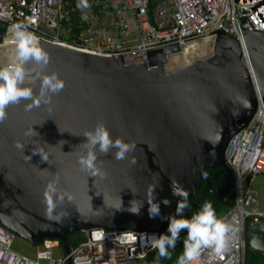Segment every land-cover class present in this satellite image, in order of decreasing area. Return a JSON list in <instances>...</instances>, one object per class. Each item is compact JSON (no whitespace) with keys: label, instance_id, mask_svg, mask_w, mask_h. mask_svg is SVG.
Wrapping results in <instances>:
<instances>
[{"label":"water","instance_id":"1","mask_svg":"<svg viewBox=\"0 0 264 264\" xmlns=\"http://www.w3.org/2000/svg\"><path fill=\"white\" fill-rule=\"evenodd\" d=\"M240 28L242 41L219 28L211 56L171 72L166 65L180 52L177 43L147 51L146 63L124 64L120 56H97L37 36L50 55L44 73H57L64 88L31 111L24 107L30 101L11 105L0 123V226L35 247L57 241L67 256V235L84 228L168 227L181 199L173 195L172 181L189 192V200L202 180L212 190L207 171L221 167L227 172L221 193L232 180L224 159L227 141L247 124L260 100L264 106V31L253 29L247 18ZM14 61L12 26L0 23V67ZM41 76L33 69L26 77L34 99ZM98 123L113 139L136 145L123 160L114 158L115 149L98 157L104 178L90 176L78 163L86 151L83 134ZM28 129L37 135L25 136ZM17 141L25 144L24 152L15 147ZM34 148L47 160L33 154ZM56 177L58 189L72 199L57 201L49 214L44 192ZM152 197L160 204L154 218ZM249 232L250 250L264 255L258 224Z\"/></svg>","mask_w":264,"mask_h":264},{"label":"built area","instance_id":"2","mask_svg":"<svg viewBox=\"0 0 264 264\" xmlns=\"http://www.w3.org/2000/svg\"><path fill=\"white\" fill-rule=\"evenodd\" d=\"M89 2L91 8L82 13L76 7L77 0H0V23L12 26L30 22V30L46 41L97 56H120L124 64L146 63L147 51L167 44L177 43L181 53L199 40L213 42L219 28L242 41L240 24L245 18L253 29L264 31V0ZM224 159L232 174L229 195H233V203L219 218L232 224L234 232L229 233L232 238L222 254L205 249L195 264H245L253 223L258 224L257 235L264 241V210L259 208L252 189L255 175L264 174L261 100L247 124L228 139ZM80 234L83 241L62 259H54L50 246L42 247L30 258L12 249L15 235L0 226V264H147L157 250L151 247L149 238L159 232L93 227L80 230Z\"/></svg>","mask_w":264,"mask_h":264},{"label":"clouds","instance_id":"3","mask_svg":"<svg viewBox=\"0 0 264 264\" xmlns=\"http://www.w3.org/2000/svg\"><path fill=\"white\" fill-rule=\"evenodd\" d=\"M76 7L85 12L91 8L89 0H77ZM86 19V16H82ZM30 22H18L12 25L15 40V61L0 67V123H3L8 115V108L11 105H19L21 101H30L25 104V111H31L33 107H38L41 102L48 104L51 96L59 93L64 88V81L57 73L45 74L44 69L50 63L49 53L41 46L39 38L30 30ZM42 73L38 97L34 99L33 88L26 83V77L33 70ZM33 129H28L25 136H36ZM87 139L83 143L86 149L78 159L80 168L89 173L90 176H100L104 178L106 172L102 170V161L98 160L100 155L106 156L115 149L114 158L123 160L129 152L135 150L134 143L125 142L122 138L113 139L110 130L103 123H98L93 130L83 134ZM66 142V141H65ZM15 147L24 152L25 144L17 141ZM40 153L44 160H47L45 153L33 149V154ZM31 159L30 156H28ZM132 164L136 161L133 159ZM59 177L50 181L44 192V200L49 214L57 207V201L63 203L65 198L71 200L72 197L66 192L58 189ZM231 183V182H230ZM154 191V189H153ZM172 193L180 197L175 214L169 218L167 231L159 235L152 234L149 238L151 247L158 250L156 264L161 258H170L169 249H175L177 241L183 230L187 235L183 240V253L179 256L177 264H195L199 260L201 253L205 249H210L214 254H222L230 240L229 233L234 232L232 224L224 222L218 218L211 202L206 201L201 208L193 212L190 217L185 216V210L189 208V192L178 187V183L172 181ZM99 195V194H98ZM149 214L151 217L160 215V204L155 197L149 199ZM165 205H170L167 198L163 200ZM140 209H136L138 213ZM248 246V245H247Z\"/></svg>","mask_w":264,"mask_h":264},{"label":"trees","instance_id":"4","mask_svg":"<svg viewBox=\"0 0 264 264\" xmlns=\"http://www.w3.org/2000/svg\"><path fill=\"white\" fill-rule=\"evenodd\" d=\"M207 172L211 180L213 192L208 191L207 193H204V188L206 187L207 183L205 180H202L199 185L198 190H196L194 195L188 200V203L190 206L188 209L185 210V213H184L185 216L190 217L192 213L198 211L203 205V203L206 201H209L212 203L217 216L220 212L227 211L229 207H231L233 203V195L231 194L229 195V192H230L232 184H229V186L225 188L224 190H222L221 193L219 194L217 193L219 188L222 186V184L225 182L227 178V172L221 167L209 169ZM248 225H249V222L246 223V228L248 227ZM166 231H167L166 225L162 226L158 230L159 234L165 233ZM77 233L80 234V231L71 232L67 235V243H68V247L70 250L79 244V243L77 244L73 242V239L75 238V235ZM186 235H187V231L183 230L180 234V239L177 241L175 249H169L171 253V257L161 258L158 264H174L178 261L179 256L183 253V240ZM50 241L57 242L53 240H50ZM58 245L59 247L63 249L61 243H58ZM157 255H158V250H156L150 255L151 261L149 264H156ZM260 257H261V254L253 253L250 250L249 246H247L245 264H259Z\"/></svg>","mask_w":264,"mask_h":264},{"label":"rangeland","instance_id":"5","mask_svg":"<svg viewBox=\"0 0 264 264\" xmlns=\"http://www.w3.org/2000/svg\"><path fill=\"white\" fill-rule=\"evenodd\" d=\"M195 43H196V45H195L196 51H192L187 56L182 55V56L176 57L174 60L175 62H170V63H168V65H166L167 66L166 71L171 72V71L176 70L178 68L185 67V65L188 66L191 64L198 63V62H200V61H202V60H204V59H206L212 55V45H213L212 41H206L205 42V40H199L198 42H195ZM193 56H194V58H193ZM188 57H190V58H188ZM186 59H188V60H186ZM252 189L257 194V198L259 201V208L261 210H264V174L259 173V174L255 175V177L253 178V182H252ZM225 213H226V211L220 212L217 217L219 218L220 216H222ZM83 239H84L83 235L77 233L75 235V238L73 239V242L78 244V243L82 242ZM45 246L51 247L54 259L58 260V259H62L64 257L63 249L61 247H59L57 242L56 243L55 242L44 243L43 246H36L35 247V246L30 245V243H28L27 241L20 239L19 236H16V235H15V239L13 241L12 249L15 252H18L24 256L34 258L35 253L39 249H41L42 247H45ZM259 264H264V255H262V254L260 257V263Z\"/></svg>","mask_w":264,"mask_h":264},{"label":"bare ground","instance_id":"6","mask_svg":"<svg viewBox=\"0 0 264 264\" xmlns=\"http://www.w3.org/2000/svg\"><path fill=\"white\" fill-rule=\"evenodd\" d=\"M207 40H205V42H206ZM196 43H192L191 45H189L188 47H187V51H185V49H182V51H181V53H179V55H173V56H170L169 58H168V63H170V62H175L174 60H175V58L176 57H178V56H182V55H185V56H187L188 54H190L192 51H196ZM199 45V44H198ZM188 58H190V57H188ZM193 58H194V56H193ZM184 59V58H183ZM186 60H188V59H186ZM187 63V62H186ZM186 66V65H185ZM166 70H167V66H166Z\"/></svg>","mask_w":264,"mask_h":264},{"label":"flooded vegetation","instance_id":"7","mask_svg":"<svg viewBox=\"0 0 264 264\" xmlns=\"http://www.w3.org/2000/svg\"><path fill=\"white\" fill-rule=\"evenodd\" d=\"M213 169V168H212ZM201 183V182H200ZM212 186V185H211ZM206 188H207V185H206V187L204 188V193H207L208 191H210V192H213V189L211 190V188H208V190H206Z\"/></svg>","mask_w":264,"mask_h":264}]
</instances>
